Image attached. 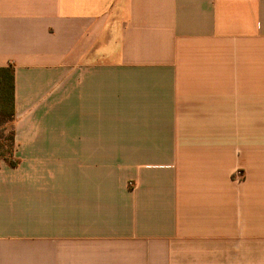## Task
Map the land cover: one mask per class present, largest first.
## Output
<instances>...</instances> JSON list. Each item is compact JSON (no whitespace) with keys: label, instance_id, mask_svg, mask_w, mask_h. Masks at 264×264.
<instances>
[{"label":"crops","instance_id":"0c3cea01","mask_svg":"<svg viewBox=\"0 0 264 264\" xmlns=\"http://www.w3.org/2000/svg\"><path fill=\"white\" fill-rule=\"evenodd\" d=\"M11 66L0 264H264V0H0Z\"/></svg>","mask_w":264,"mask_h":264},{"label":"trees","instance_id":"16d2710c","mask_svg":"<svg viewBox=\"0 0 264 264\" xmlns=\"http://www.w3.org/2000/svg\"><path fill=\"white\" fill-rule=\"evenodd\" d=\"M15 119V70L11 67L0 68V122L12 123ZM14 132L9 137H0V159L11 167L17 166L14 160Z\"/></svg>","mask_w":264,"mask_h":264},{"label":"rangeland","instance_id":"374dc122","mask_svg":"<svg viewBox=\"0 0 264 264\" xmlns=\"http://www.w3.org/2000/svg\"><path fill=\"white\" fill-rule=\"evenodd\" d=\"M14 121H15V119H14ZM13 132L15 134L14 122L3 123V124L0 122V137L2 139H4V137H9Z\"/></svg>","mask_w":264,"mask_h":264}]
</instances>
